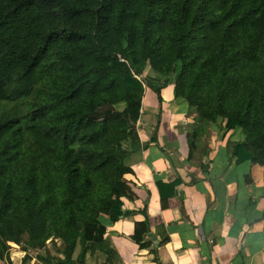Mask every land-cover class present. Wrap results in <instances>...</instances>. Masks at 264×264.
Here are the masks:
<instances>
[{
    "label": "trees",
    "instance_id": "16d2710c",
    "mask_svg": "<svg viewBox=\"0 0 264 264\" xmlns=\"http://www.w3.org/2000/svg\"><path fill=\"white\" fill-rule=\"evenodd\" d=\"M167 85L264 166V0H0L1 260L115 254L142 95Z\"/></svg>",
    "mask_w": 264,
    "mask_h": 264
},
{
    "label": "crops",
    "instance_id": "0c3cea01",
    "mask_svg": "<svg viewBox=\"0 0 264 264\" xmlns=\"http://www.w3.org/2000/svg\"><path fill=\"white\" fill-rule=\"evenodd\" d=\"M160 95L145 94L141 147L124 175L134 195L106 223L115 254L98 253L99 264H264V166L234 163L232 143L244 136L232 135L240 131L224 132L220 118L209 123L173 102L172 85ZM11 243V264H21Z\"/></svg>",
    "mask_w": 264,
    "mask_h": 264
},
{
    "label": "rangeland",
    "instance_id": "374dc122",
    "mask_svg": "<svg viewBox=\"0 0 264 264\" xmlns=\"http://www.w3.org/2000/svg\"><path fill=\"white\" fill-rule=\"evenodd\" d=\"M144 74H152V75H156L155 74V72H153L150 68H149V66H147L146 68H145V70H144ZM147 89H146V87H145V90L144 91H146ZM145 93L142 95V99H141V109H140V116H139V120L136 122V125H135V127H137V125H138V123L141 121V115H142V111H143V107H142V104H143V102H144V100H145ZM193 109V108H192ZM194 110V109H193ZM237 129V130H236ZM235 130L236 131H240V132H233L234 134L232 135V137L233 138H236V137H240L242 134H243V136H245V133H244V131L241 129V128H236ZM53 241L56 243V246L57 245H59V243H60V240L58 239V238H54L53 239ZM52 242H51V239H49V240H47L46 241V244H47V247H48V249H49V251L51 252V253H56V250H55V248H54V246L51 244ZM11 244H13V243H11ZM11 246V245H10ZM12 248L14 247V246H11ZM10 247V248H11ZM14 249H16V252H18L19 251V253H20V255H24V252L23 251H21V249H20V247H17V248H14ZM11 250V249H10ZM31 252V251H30ZM15 253V251H12L11 250V254H14ZM31 254L34 256L35 255V253L34 252H31ZM16 259H17V256L15 255L14 256ZM22 258V257H21ZM15 261V260H14ZM21 261V260H20ZM35 260L34 259H32L31 260V262H30V264H33V262H34ZM86 261H87V263L88 264H99V262L101 261V258L100 257H98V256H89L88 257V259H86Z\"/></svg>",
    "mask_w": 264,
    "mask_h": 264
},
{
    "label": "built area",
    "instance_id": "2783aa9c",
    "mask_svg": "<svg viewBox=\"0 0 264 264\" xmlns=\"http://www.w3.org/2000/svg\"><path fill=\"white\" fill-rule=\"evenodd\" d=\"M119 56V55H118ZM119 58H120V56H119ZM120 60H123L122 58H120Z\"/></svg>",
    "mask_w": 264,
    "mask_h": 264
}]
</instances>
